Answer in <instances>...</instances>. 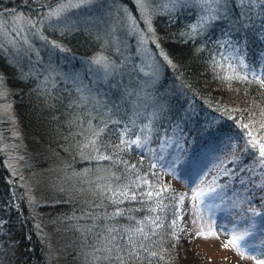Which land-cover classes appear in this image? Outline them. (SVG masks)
Listing matches in <instances>:
<instances>
[{
  "label": "rangeland",
  "instance_id": "374dc122",
  "mask_svg": "<svg viewBox=\"0 0 264 264\" xmlns=\"http://www.w3.org/2000/svg\"><path fill=\"white\" fill-rule=\"evenodd\" d=\"M12 1L9 0L3 9L0 8V149L6 154L5 165L10 170L6 182L19 187L18 189L23 188L30 213L40 203L77 201L74 208L70 209L71 213H76L77 218H83L84 221H77L74 226L71 218L66 221L67 216L58 219L54 215L50 219L62 220L61 224H68L71 229L77 227L76 234H86L90 237L95 229L92 221L104 217L107 221L100 223L99 229L96 228L98 232L100 227L109 230L113 226L116 216L113 214L117 210H99L97 206L104 201L96 202L95 197L101 198L103 195L112 200L119 190L102 179V175L91 172L90 167L88 170L84 167L79 169L75 167L74 160L68 163L58 157L59 154L66 153L64 147H61L63 153L60 152V146L69 147L72 142L63 138L55 140L57 150L55 148L56 152L49 156V166L31 171L22 166V152L25 149H42L45 146L38 145L40 143L37 138H41V134H37L40 133L38 129L31 133L30 129L22 124L8 78L12 74V78L21 80L39 75V83L45 82L48 86L64 84L66 90L92 103L99 102L100 96H107L104 99L106 102L115 97L112 103L120 106L128 95L132 98L129 102L133 103H137L138 99L152 103L161 97L158 104L167 106L177 98L179 90L177 91L173 84L162 83L160 59L151 44L154 41L158 43L159 40L154 26L156 18L165 13L174 17L185 9L189 15L196 14L195 20L201 25L197 22L196 24L200 28H212L211 26L217 24L219 30L224 26L225 19H211L206 14L204 0H131L133 7L126 5L123 0H89L85 3H82V0H19L17 3ZM61 7L64 11L60 17L49 16L50 12ZM229 8H233V5L229 4ZM223 28L225 29V26ZM60 33L91 34L94 43L102 50L92 54L72 53L57 39ZM102 37L105 38L106 44L101 40ZM119 47L120 61L108 59L103 55H110L116 49L119 51ZM98 59L112 66L109 69L111 75H106L103 68L95 63ZM256 72L264 79V55ZM178 100L184 105L183 98ZM142 112L139 111L137 119L139 129L145 125V121L140 117ZM163 113L166 120L171 121L170 130L153 137L156 130L153 127L152 130L146 131L148 134L145 133L144 142L147 141L152 153L158 154L167 162L163 175L166 182L174 188L173 194L178 197L179 207L174 219V229L179 240V263L255 264L251 258L253 253L250 251H245L244 256L247 258L244 259L239 249L224 247L233 230L238 235L244 229H250L256 234L253 238L255 243L264 249V244H261L264 241V235L261 234L264 233V218H248L250 214L246 211L249 207L264 211V205L258 199L242 203L250 193L244 191V187L238 182L239 173L234 171L238 169L235 158L242 150H238L237 144L229 140L230 133H220L212 122H200V114H191L194 118L188 119L177 112L173 115ZM136 114L137 111H133L128 118ZM196 125L208 127L210 131L202 133L199 138L195 132L196 128L193 134L190 133V128ZM50 133L51 131L46 132L43 139H46V143L49 141L47 134ZM194 138L202 142L194 154H190L184 147L179 150L181 145L187 144L186 141L196 142ZM53 146L56 147L55 144ZM46 147L51 146L48 144ZM87 149L82 150L81 158H89ZM225 177L228 178L226 181L220 180ZM235 182H238V187L233 186ZM11 186L7 191V187L0 184V264H8L2 256L8 251L12 252L11 247L17 250L15 240L10 238L11 228L6 226L9 212L20 208L19 198L12 192ZM209 188H215L217 192L215 199L208 200V206L192 199L193 191H207ZM167 196L168 194L161 193L160 199L166 200ZM181 196L184 197L182 202ZM226 217L228 219H225ZM242 217L248 218L247 223ZM17 221H21V217H18ZM45 221L46 233L53 239L60 229L59 224L55 228L56 225L51 224L50 220ZM220 224L225 226V230L216 227ZM214 227L216 234L209 235ZM198 232L205 234L197 235ZM78 246L84 250L83 253L88 251L89 259L92 257L91 253L103 256V244L97 246L89 242L87 246ZM26 257L25 255L18 258L16 255L15 263L23 264ZM256 259H264V255H257ZM9 264H12L11 261Z\"/></svg>",
  "mask_w": 264,
  "mask_h": 264
},
{
  "label": "trees",
  "instance_id": "16d2710c",
  "mask_svg": "<svg viewBox=\"0 0 264 264\" xmlns=\"http://www.w3.org/2000/svg\"><path fill=\"white\" fill-rule=\"evenodd\" d=\"M18 1L13 0L12 3ZM123 1L128 6L134 5L131 0ZM8 2L9 0H0V8L3 9ZM235 15L236 12L231 17L235 18ZM195 16L196 14H187L184 9L181 14L176 13L174 17L167 13L160 15L154 22L155 33L159 40L158 43L154 41L151 44L156 56L160 59L162 83L173 84L177 87L175 89L179 90H177V98L170 101L171 104L167 106L158 104L161 97L152 103L141 99L133 103L129 102L132 98L128 95L120 106L112 103L115 97L106 102L104 99L107 96H100L99 102L92 103L66 90L64 84L48 86L45 82L39 83L38 80H41L39 75L21 80L12 78V74L8 78V84L14 91L16 109L22 124L27 126L31 133L38 129L40 133L37 134H41V138H37L40 143L38 145L45 146L42 149L36 147L34 150L27 148L22 152L24 155L22 166L25 169L29 168L31 171L42 166H49V156L57 150L55 140L62 138L69 140L72 142L69 147L60 146V152L63 153L61 147H64L66 153H58V157L68 163L74 160L75 167L79 169L90 167L91 172L102 175V179L119 190L112 200L103 195L101 198L95 197L96 202L104 201L97 206L99 210L112 208L120 209L123 213L115 216L111 226V229H115L112 233L116 236L115 243L125 245L127 230L142 226L141 222L147 223L149 218L154 220L159 217L157 222L161 225L155 229V235H150L149 240L143 241L148 251L139 249L138 258L129 257L119 249H115L112 253L104 250L103 256L100 257L91 253L92 257L89 259L88 251L83 253L84 250H81L78 244L87 246L91 242L97 246L103 244L104 249L106 245L112 247L108 230L100 227L98 232L100 223L107 220L99 217L92 221L95 228L94 234L88 237L86 234H76L77 227L71 229L68 224H61L62 220L50 219L54 215L58 219L67 216L66 221L71 218L74 226H76L75 222L84 221L83 218L82 220L77 218L76 213L74 215L71 213L70 209L74 208L77 201L40 203L30 213L23 188L18 189L19 187L11 186L10 182H6L9 179L10 170L5 165L6 154L0 149V184L7 187L5 188L7 191L8 187H12V192L19 198L20 206L17 211L9 212L10 216L6 223V226L11 228L10 238L15 240L17 248L16 250L11 247L13 251L7 250L8 253L2 256L8 264L10 261L12 264H17L15 263L16 255L18 258L27 256L23 264H120L119 260L114 259L117 254L122 257L124 264H180L179 240L177 234L175 235V224H173L178 214V197L173 194L174 188L166 182L163 175L167 162L158 154L152 153L149 145L144 142V135L148 134L146 131L155 127L156 130L152 132L155 137V134L160 136L170 130L171 121L166 120L163 112L170 115L177 112L188 119L194 118L191 114H200V122L204 121L207 124L212 122L220 133L225 135L230 133L228 138L237 144L238 150L247 147L250 139L264 142V127H262L264 125V84L258 82L254 75L248 72L247 68L241 67L239 63L240 59L248 65L255 62L258 68L264 54V28L260 27L264 21L258 17L255 20L256 27L251 28L245 39L237 44V40L244 33L241 32L238 35L236 31H232L231 36H227L226 33L229 31L227 20L223 21L225 29L223 26L219 30L215 23L211 26L212 28L203 29L197 26L196 22L200 23L195 20ZM91 37V34L86 33L75 35L60 33L57 39L72 53L82 55L102 50ZM104 39L102 37L101 40L106 44ZM227 40L231 41L232 48L227 46ZM103 55L108 59L120 61V47L119 51L116 49L111 52L112 57L108 53ZM229 63L234 66L235 71L228 67ZM245 75L248 79L229 78ZM180 98L185 100L184 105L179 103ZM162 99L165 100V98ZM141 110L143 112L140 117L145 121V125L139 129L137 119ZM133 111H137V114L128 118ZM245 125L248 127H244ZM101 129L103 132L95 147L88 146L89 149H87L86 145L93 138V132ZM127 129H131V132L126 134ZM50 131V135L47 134L49 141L46 143V139H43L46 132ZM194 131L200 138L201 134L208 133L210 128L196 125L190 128V133L193 134ZM249 132L252 133L251 137ZM140 133V140L144 145L142 148H137L135 145L128 147L120 143L121 139L134 140ZM194 141L196 142L186 141L187 144L181 145L179 150L184 147L185 150L190 151V154H194L202 145L197 138H194ZM48 144L51 147H46ZM54 144L56 147L53 146ZM84 149L88 150L89 158L80 157ZM100 156L110 157V159H100ZM256 170L259 171L258 168ZM234 171L238 172V169ZM245 175L247 174L239 173L237 178L241 179ZM137 177L146 179L148 183H141L136 179ZM261 178H264V174ZM227 179V177L220 178L221 181ZM133 181L135 183H132ZM259 182L258 179L257 183ZM126 185L130 189L129 195L132 191L136 193L135 200L126 199L120 195ZM233 186L238 187V182H235ZM149 192L153 193L151 198L147 195ZM156 193L160 194L156 195ZM161 193L168 194L166 200L160 199ZM4 214L8 217L6 212ZM18 217H21V221H17ZM90 219L93 218L90 217ZM45 220H50L51 224L54 223L55 228L59 224L58 233L60 234H55L53 239H50L46 233ZM145 230L150 232L151 226ZM139 242L138 240L137 243ZM152 252L157 255H150ZM109 256L113 258L109 259Z\"/></svg>",
  "mask_w": 264,
  "mask_h": 264
},
{
  "label": "snow or ice",
  "instance_id": "6c2138e0",
  "mask_svg": "<svg viewBox=\"0 0 264 264\" xmlns=\"http://www.w3.org/2000/svg\"><path fill=\"white\" fill-rule=\"evenodd\" d=\"M85 2H89V0H82V3ZM204 3L206 6L205 8L206 14L209 15L211 19L223 18L228 21L229 31L226 33L227 36H231L232 31H236L238 35L241 32L244 33V35L240 36L239 40H237V44H239L241 41L245 39V36H247L251 28L256 27L255 20L258 17L261 18L262 21H264V0H204ZM229 4H232L233 8L230 9ZM63 11L64 8L61 7L58 10L50 12L49 16L60 17ZM232 12H236L235 18L231 17ZM260 27L264 28V22L261 23ZM226 44L229 48L233 47L230 40H227ZM95 63L103 68L106 75L112 74L111 72H109V69L112 68L110 64L103 63L99 59L95 61ZM239 63L241 67L247 68L248 72L252 73L258 82L264 84V79L261 78V75L256 74L257 65L255 64V62H253V64L251 65H248L244 63L243 59H240ZM228 67L230 69H233V71H235V68L231 63L228 64ZM229 78L248 79V76L247 75L243 77L235 76ZM244 127L247 128L248 126L245 125ZM262 127H264V125H262ZM101 132H103V129L93 132V138L89 140V143L88 145H86V147L88 146L95 147ZM130 132L131 129L126 130V134ZM249 136L250 137L252 136L251 132H249ZM146 142L147 141H145V143ZM120 143L128 147L135 145L137 148H142L144 146L141 143L139 136H137L136 139L130 141L121 139ZM99 158L110 159V157H104V156H100ZM235 163H237L238 165V173L247 174L243 178L238 180L239 184L244 187V191L250 193L245 197V201H242V203L252 202L253 200L258 199V201L262 205H264V178H261L262 174H264V142H261L260 140L250 139L247 143V147H245L241 151L240 155L235 158ZM257 168L259 169V171L256 170ZM136 179L140 180L141 183L144 184L148 183L146 179H143L141 177H137ZM258 179L260 180L259 183H257ZM132 183H135V181H133ZM249 185L251 186L250 188ZM129 191L130 189L126 185L124 190L120 192V195L124 196L126 199L135 200L137 198L136 193L132 191L131 195H129ZM216 192L217 190L215 188H209L207 191L195 190L193 191L192 199L196 200L199 204L208 206V200L215 199ZM159 194L160 193H156V195ZM147 195L149 198H151L153 193L149 192L147 193ZM183 199L184 197L181 196L180 202H182ZM246 211L247 213L250 214V217L248 218H257V217L264 218V211H261L258 208L249 207ZM122 214L123 213L121 212V210L117 209V211L113 215H122ZM248 218L242 217L245 223H247ZM225 219L228 218L226 217ZM157 221H159V217H156L154 220L149 218L147 223L141 222L142 226L127 230L128 232L127 241L126 244L123 246L115 243L116 236L112 235L115 229H109L108 234L110 237V243H112V247H108L106 245L104 250H106L108 253H112L115 249H119L120 252H124L129 257L135 256L138 258L140 256L139 249H143V251L145 252L148 251L143 241L149 240L150 235H155V229L161 227V225ZM173 224H175V221H173ZM149 226H151L150 232L145 230ZM216 227H220L222 230H225V226L223 224L216 225ZM204 234L205 233L203 232L197 233V235H204ZM208 234L215 235L216 234L215 227ZM261 234L264 235V233ZM255 235L256 234L250 229H244V231H242L238 235L236 234L235 230H233L229 236L228 241L224 244V247L227 248L231 246L235 249H239L241 257L244 259L247 258L244 256L245 251H250L251 253H253L251 258L255 261V264H264V259H256L257 255H264V249H261L255 243V240L253 239ZM138 240L140 241L139 243H137ZM261 244H264V241H262ZM96 250L100 251L101 249H96ZM150 255L156 256L157 253L152 252L150 253ZM108 258L112 259L113 257L109 256ZM114 259L119 260L120 264H124V260L119 254H117L114 257Z\"/></svg>",
  "mask_w": 264,
  "mask_h": 264
}]
</instances>
